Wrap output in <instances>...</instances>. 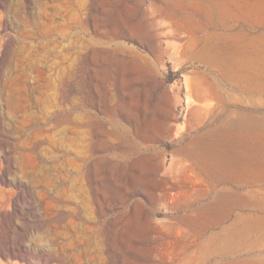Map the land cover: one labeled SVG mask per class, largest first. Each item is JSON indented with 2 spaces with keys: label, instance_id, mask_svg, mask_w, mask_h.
<instances>
[{
  "label": "rangeland",
  "instance_id": "1",
  "mask_svg": "<svg viewBox=\"0 0 264 264\" xmlns=\"http://www.w3.org/2000/svg\"><path fill=\"white\" fill-rule=\"evenodd\" d=\"M249 261L264 0H0V264Z\"/></svg>",
  "mask_w": 264,
  "mask_h": 264
},
{
  "label": "bare ground",
  "instance_id": "2",
  "mask_svg": "<svg viewBox=\"0 0 264 264\" xmlns=\"http://www.w3.org/2000/svg\"><path fill=\"white\" fill-rule=\"evenodd\" d=\"M178 30H180V29H178ZM170 33H172V32H170ZM202 46H204V45H202ZM211 47V46H210ZM214 48V47H213ZM189 49V48H188ZM203 49H205V47L203 48ZM203 51V50H202ZM254 220V219H253ZM252 220V221H253ZM257 242V241H256ZM243 264H261V263H256V262H253V261H249V262H246V263H243Z\"/></svg>",
  "mask_w": 264,
  "mask_h": 264
}]
</instances>
